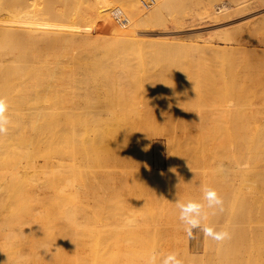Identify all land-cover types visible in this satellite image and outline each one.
Segmentation results:
<instances>
[{"label":"rangeland","instance_id":"374dc122","mask_svg":"<svg viewBox=\"0 0 264 264\" xmlns=\"http://www.w3.org/2000/svg\"><path fill=\"white\" fill-rule=\"evenodd\" d=\"M98 1L0 0L2 22H20L23 16L21 22L34 26L37 19L41 33L35 39L38 48L44 47L38 54H26L38 49L28 36L22 39L26 41L13 39L9 45L0 35V53L8 48L21 53L27 50L25 54H7L10 59L6 62L0 54V95L28 106L47 104L57 113L65 137L62 144L69 150L65 160L69 164L64 169L73 178L65 180L63 203L70 206L67 203L74 197L75 207L73 216L60 218L64 224L61 228L66 227L61 239L65 246L74 247V259L78 254L75 264H145L152 250L161 255L176 252L184 264H204L205 238L200 232L188 238L175 202L203 203L202 187L211 179L225 177V169L233 168L238 146L235 89L240 73L246 71L252 73L254 83L250 82V87H258L254 91L246 88L247 95L255 93V99L250 93L254 113L251 119L247 117V122L254 119V128L249 126L255 131L254 142H258L254 143L258 150L254 146L257 151L252 161L264 172V0H168L162 15L160 12L155 17L158 20L140 24H136L139 15L129 0H106L105 6L95 5ZM157 3L146 8L140 0L143 14L156 9ZM116 7L123 10L122 22L113 13ZM72 32L75 39L65 41L64 36ZM117 37L141 43L147 40L144 45L148 49L152 42L155 46L164 42L180 50L172 54H129L104 47L109 42L114 44ZM52 38L63 39L53 47L43 43ZM79 40L92 49L89 43L96 40L100 45L97 54L83 50ZM208 43L225 50L207 52ZM261 179L264 189V177ZM12 197L14 202L21 200ZM9 204L7 208L14 203ZM5 208L0 197L3 218L11 213L8 208L5 214ZM256 215L255 229L260 230L253 231L258 235L255 238L264 234L263 218L261 223V214ZM2 237L0 243L7 246H0V264H14L21 244L13 245L7 237H3L4 242ZM247 238H238L240 259L236 257L234 262L254 264L258 260L260 264L264 261V237L258 244L254 241L257 238L251 243ZM252 243H263L259 245L263 249L253 245L251 250ZM67 259L65 264L73 262ZM31 260L29 264L35 261Z\"/></svg>","mask_w":264,"mask_h":264},{"label":"bare ground","instance_id":"6f19581e","mask_svg":"<svg viewBox=\"0 0 264 264\" xmlns=\"http://www.w3.org/2000/svg\"><path fill=\"white\" fill-rule=\"evenodd\" d=\"M83 1L84 0H81V2ZM167 1L168 0H158L157 7H156L158 11L157 14L155 12L156 9L154 8L151 11L143 14L142 11L144 10L142 6L140 5V0H129L128 3H129V6L132 8V10L137 12V14L139 15L136 20V24L138 23L140 24V22H147V21L153 20V18L155 19V17H158L162 9H165L164 5L167 4ZM105 3H106V0H103V1L99 0L95 5L105 6L104 5ZM140 12L142 13L140 14ZM161 15H162V12H161ZM20 18H23V16H20ZM20 18H19L20 22L9 21L8 23H5L0 20V35L2 36L1 40H4L7 44L11 45L13 39H15L16 41L18 40L19 42L26 41L22 39L28 36L29 40H31L33 44H35V42L37 43V45L36 44L35 45L38 48L39 42L35 38L37 35H40L41 33V31L39 30L41 28L40 23L36 19L34 26L26 25L24 22H21L22 19ZM155 20H158V18ZM64 37H65V41L68 40L69 38L75 39L76 34L72 32V33H69L68 35H65ZM62 39L52 38V39L43 41V43H46V45L49 47L50 46L53 47V46H57V44ZM157 40H155L154 42H157ZM165 40H162V41H165ZM79 41H81V44L82 43L85 44L82 40H79ZM95 42L97 41L95 40L89 43V41L87 40V43H89V45L91 44L90 46H94L93 49L90 47L86 48V46L83 44L81 46H83L84 48L83 50L85 51H87L86 49H89L87 53L97 54L95 51H97L96 50L97 45L99 44H95ZM144 42L142 43L141 41L138 42V40H134L133 38L124 39L121 37L120 38L117 37V40H114L113 42L114 44H112L111 42H109L110 45L108 42H103L102 44L108 43V45L107 46L105 45L104 47L108 49L109 51H112V50L113 51H123L124 50L129 54H131L132 52H136L137 54H145L146 51L147 52L150 51L149 54H172V52L180 50V47H176V48L173 47L172 49V46L175 44L173 45L171 44L170 45L171 47H169L167 46L168 44H165L164 42L160 44L161 46H159V44H156V46L152 45L153 44L152 42V44L149 45L151 48L148 49V48H145ZM167 42L169 43V41ZM162 44L165 46H162ZM12 46H14V44ZM177 46L179 45L177 44ZM42 48L44 47H39L38 49H30L28 51L26 50L27 52L26 51L25 52L26 54H38V51H40V49L42 50ZM183 48L184 49H193V48L196 49V46L195 47L190 46L188 48L183 47ZM204 50H206L207 52L214 51V53L216 51L217 53L221 51L222 53V51L225 50V48L219 49L217 47L215 48L213 46H210L209 44V47L208 48L205 47ZM15 51L16 50L14 48H8L2 51L0 53L2 54L1 60L5 62L8 61L10 58L7 56V54H25V52L21 53L20 51H16V52ZM245 51L247 52V50ZM207 52L206 54H211ZM249 53L251 52H248V54ZM262 58L263 57H261V59ZM250 63L249 65L251 66ZM254 65L255 64H253L252 67H254ZM249 67L247 65V68ZM251 74H252L251 71L249 72L246 71L245 74L240 73V76L238 79V86H237L238 88L235 89V91L237 90V93H235L236 94L235 99L237 103V113H236L237 118H236L235 124H236V129H237L236 137L238 141L235 164L233 165V168L225 169V171L227 172V173L225 172V174L227 175H225V177L224 175L223 176L221 175L223 177L222 179H220L221 178L220 176L219 179L221 181L215 176H213L214 178H216V180L213 181V179H211L212 180V183H211V180L209 181L210 177L209 178L207 177L208 181L210 182V184L209 183L207 184V180L205 179V182L207 184L206 186L214 188L219 193V195L223 198V201H224L222 212L216 211V214L213 215L211 214L213 210L207 209V211L209 212V219L206 223H208L210 226L215 227L216 230L227 229L228 231L231 232L232 238L231 240L225 242L223 245H217L211 239H205L204 253H203L204 264H235V262L237 261L236 257H238L237 255L239 254V248H240V245L238 243L239 242L238 238L248 237L247 239H249L250 237H253L254 235H256L253 232L254 230L256 231V233L260 230V228L258 230L255 229L256 228L255 222L257 221L256 214L259 213L258 216H260L261 214V217L259 218L260 219L263 218V221H264V215H263L264 213L261 212V211L264 212V209H262L264 208V189H263V183L261 182L262 181L261 178L264 177L263 175L264 172L262 173L260 171L261 169L260 167L258 168L257 163L256 164H254L255 162L253 163L254 161L253 154L255 155L254 151L258 147V146L256 147L254 143H258V142H254L255 139L253 138H255V131L250 130L249 124L251 125L252 120L254 119L250 120L251 122L250 121L247 122V117L248 119H251L250 118L251 113L252 114L254 113L252 111V108H253L252 105H254V103H251V101L253 102V100H251V97L253 96L252 99H255L254 97L255 93L253 92L254 94L252 95V92H249L248 93L249 95H247L246 92L249 91V88L252 89L253 91H254V88L255 90H257L256 88H258L257 86L256 87L254 86L252 88L250 87V84L253 85L254 83L252 81ZM250 82H253V83H250ZM246 88H247V91H246ZM250 93L252 95L251 97H250ZM257 95L258 96H256V99L258 100L257 97H259V94ZM262 96H260V98H262ZM8 103L10 105L8 115L10 116L12 123L9 127L8 134L4 136H0V197H3L4 203H5L6 210L4 211V213L9 210L8 208H10V211L8 212H11V213L10 214L8 213L9 214L8 215L6 212L5 214L7 215H5L4 218L2 217L3 214L0 213V217H1L0 221L2 220L0 226L3 225L2 227L3 230L2 228H0L3 233L2 232L0 233H2L1 235L4 237V239L8 238L7 241L8 240L10 242L12 241V243L13 242L16 243L19 241L21 244L20 245L21 248L18 247V249H20L21 251L17 250L19 251V254L16 253V257L14 259V262L15 260L16 262L14 264H19L18 262L25 264L24 262L26 261L28 263V261H30L31 258H33L31 254H33L34 257L37 255L38 258H36V260L39 259V262H36L35 258H33L35 261L32 259L34 262L33 263L30 262L31 264H62V263L65 264V261L69 256L67 254H70V257H71L67 260L71 259V261L73 260L74 262V260L77 259L78 254L76 258L74 259L75 251L72 252L74 250L73 249L74 247L65 246L63 244V239H61L63 237L61 235L65 233L64 228L66 227L61 228L64 224L62 225V222L60 223V220H62L60 218H63L64 214H66L67 216L69 214L73 216V214L75 213V207L73 205L74 203L73 195L74 194L73 195L71 194L73 193V190L72 191L70 190L71 191L69 192L70 195L68 194L69 196L72 195L70 198L73 197L71 202L67 203V204H70V206L63 203L64 200L66 201V199L65 198L63 199L62 197L63 185L64 183L66 184L65 180H68V179L71 180L73 178H71V175L67 176L70 173L69 172L66 173L65 172L66 170L64 169L69 164V163L67 164L65 163V160L69 159V155H68L69 150L66 149V147L68 148V146L65 147L62 144L65 137L63 136V133H62L60 120L57 116L56 111L51 109L47 104L28 106L26 104H20L14 101H8ZM254 110H256V108ZM261 111H264V110H261ZM255 112H258V109ZM260 113L261 112L259 111V114ZM256 115H258V113ZM252 118L254 117L252 116ZM263 122L264 121H262L261 126L264 124ZM253 126H255V124ZM260 129L262 130V128ZM255 130H257L256 127H255ZM263 144H264V138H263ZM257 145H260V144H257ZM70 154H73V152ZM71 157L73 156L71 155L70 158ZM256 160L257 159H255V161ZM255 165L257 166L258 170H256ZM259 165L261 164L259 163ZM261 168H264V167H261ZM258 171L261 173H259ZM259 174H261V178L259 177L260 176ZM218 180L220 182H217ZM259 183H261L262 186L259 185ZM12 196H15L16 198L19 197L21 200L14 202ZM11 199H12L11 203H14L17 205L15 206H13L14 204L10 205ZM28 200L31 202L33 200V202L30 203ZM34 200L35 202L36 201L37 202L35 203ZM7 204L12 206V208L15 207L14 210L10 206L7 208L6 206ZM259 208L261 209V211ZM257 210L260 212H257ZM62 212L63 214H61ZM71 219H73V217H70V220ZM260 219H259V222H260ZM73 223L75 222L72 221L71 224ZM261 223H262V219H261ZM28 224H30V226H28ZM259 224L257 226L262 228L261 225H263L264 223H262L260 226ZM26 226L27 228H25ZM29 227H32V228H29ZM62 230L64 231L63 233H62ZM261 231H264V230H261ZM258 234L260 235V232ZM1 235H0V238H1ZM248 235H250V237ZM262 235L264 234L261 233V237H264ZM259 237H256L257 238L256 239L254 236L253 238L256 239L254 241H257ZM261 237L260 239H263ZM253 238L251 240H253ZM260 239L257 241V244L260 242ZM251 240L249 239L250 243L252 242ZM4 242L6 241L4 240ZM4 242L2 243L4 244ZM30 243H31V249L28 248ZM255 243H252V248H251V245L248 244L251 250L253 249V245L255 249V246H256ZM5 244L6 245L2 246V244L0 243V246L4 248L5 246H7V243ZM237 244L239 245V247L237 246ZM26 245L28 246L25 247ZM257 246L256 248L258 250L263 249V248L260 249L262 246L261 247L259 246V248ZM67 248L69 249L67 250ZM245 248L247 249V246ZM30 250H32V253ZM259 252L261 253V251ZM71 253H74V255ZM250 254H247V255H250ZM259 254L258 256L261 255ZM253 257H255L257 260V256H253ZM255 258H253V261ZM261 258L263 260L264 255ZM261 258L258 257V259H261ZM238 259L240 258L238 257ZM256 262L258 263V260ZM261 263L263 264L264 261H261ZM73 264H75V262ZM76 264H78V262ZM238 264H240V262Z\"/></svg>","mask_w":264,"mask_h":264},{"label":"clouds","instance_id":"9594fccd","mask_svg":"<svg viewBox=\"0 0 264 264\" xmlns=\"http://www.w3.org/2000/svg\"><path fill=\"white\" fill-rule=\"evenodd\" d=\"M10 105L7 99L0 95V136L8 134L9 127L12 123L9 113ZM202 200H188L175 202L176 208L179 210V221L183 225V230L188 238H193L195 232L203 234L205 239H211L217 245H223L231 240V232L227 229L216 230L215 227L206 223L209 219L207 209L213 210L211 214H216V211L222 212L224 201L219 193L211 187H202ZM145 264H184V260L180 258L176 252H171L167 255H161L158 251L152 250L147 256Z\"/></svg>","mask_w":264,"mask_h":264},{"label":"built area","instance_id":"2783aa9c","mask_svg":"<svg viewBox=\"0 0 264 264\" xmlns=\"http://www.w3.org/2000/svg\"><path fill=\"white\" fill-rule=\"evenodd\" d=\"M155 1L156 0H142V3L144 7L150 8L155 3ZM113 13L119 22H122L125 19L123 10L120 7L114 8Z\"/></svg>","mask_w":264,"mask_h":264}]
</instances>
